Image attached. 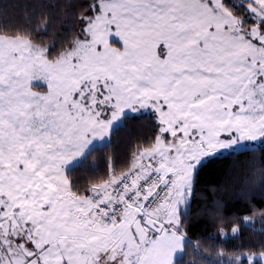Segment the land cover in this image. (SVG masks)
Instances as JSON below:
<instances>
[{
	"label": "snow or ice",
	"instance_id": "1",
	"mask_svg": "<svg viewBox=\"0 0 264 264\" xmlns=\"http://www.w3.org/2000/svg\"><path fill=\"white\" fill-rule=\"evenodd\" d=\"M0 264H264V0H0Z\"/></svg>",
	"mask_w": 264,
	"mask_h": 264
},
{
	"label": "trees",
	"instance_id": "2",
	"mask_svg": "<svg viewBox=\"0 0 264 264\" xmlns=\"http://www.w3.org/2000/svg\"><path fill=\"white\" fill-rule=\"evenodd\" d=\"M146 132V129L141 128L139 122H128L127 125L121 128L113 138L114 145L118 148H123L129 142L141 137ZM237 158H230L227 160L217 161L207 168L201 175L202 183L198 187L197 195L192 202V210L195 212L198 206L203 202L205 197H211L214 188L223 187L229 179V171L232 168L233 163ZM238 159H243L240 157ZM257 229L261 228V225L257 223L255 225ZM200 225L194 228V231H198ZM258 233L245 231L239 239L229 241V246H238L241 243H251L258 239Z\"/></svg>",
	"mask_w": 264,
	"mask_h": 264
}]
</instances>
